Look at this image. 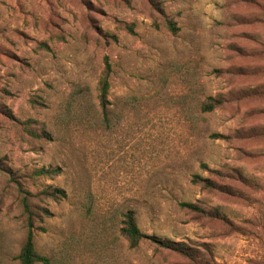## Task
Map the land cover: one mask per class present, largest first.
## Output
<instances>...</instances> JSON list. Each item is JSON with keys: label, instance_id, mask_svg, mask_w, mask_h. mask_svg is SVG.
<instances>
[{"label": "rangeland", "instance_id": "obj_1", "mask_svg": "<svg viewBox=\"0 0 264 264\" xmlns=\"http://www.w3.org/2000/svg\"><path fill=\"white\" fill-rule=\"evenodd\" d=\"M24 196L51 264H264V0H0V264Z\"/></svg>", "mask_w": 264, "mask_h": 264}, {"label": "trees", "instance_id": "obj_2", "mask_svg": "<svg viewBox=\"0 0 264 264\" xmlns=\"http://www.w3.org/2000/svg\"><path fill=\"white\" fill-rule=\"evenodd\" d=\"M263 6V5H262ZM261 6V9L263 7ZM172 31H174V27H170ZM105 68L104 74L98 81V89H97V101L98 107L103 116L107 115V106L109 102L107 100L110 83L109 76L111 73V65L105 59ZM219 104V101L208 98V103H201L200 110L203 113H210L213 111L214 107ZM78 110H83L81 106H79ZM104 122L107 123V120L104 119ZM32 135V134H31ZM34 137H42L48 141H50V134L43 131L41 134H33ZM214 137V136H213ZM59 168H55L52 170L45 168L34 169L30 173V178L32 179H41V178H49L51 175L57 176L60 173ZM40 195L50 199H64L66 194L63 190L57 188L44 187L40 190ZM179 206L181 208L195 210L196 208L192 204L188 203H180ZM21 207L23 215L25 216V226H26V237L25 241L20 249V252L17 256V261L19 264H51L50 260L39 254L34 247V238L35 232L44 231V228L41 226L36 227L35 223H41L42 217H48L50 214L46 210H41V214H35L30 208L27 197L24 196L21 199ZM121 229L120 234L123 238L128 242L129 248L133 249L138 247V245L143 241L148 239L152 241L154 244H157L165 249L173 250L176 252L184 253V249L180 248L181 244L172 242V241H162L154 236H146L144 235L137 226L135 214L132 211H126L121 215Z\"/></svg>", "mask_w": 264, "mask_h": 264}]
</instances>
